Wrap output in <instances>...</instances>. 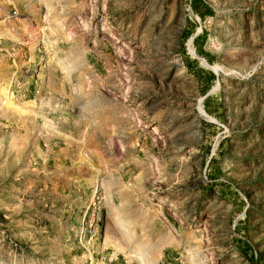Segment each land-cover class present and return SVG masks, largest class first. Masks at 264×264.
I'll return each instance as SVG.
<instances>
[{
    "label": "rangeland",
    "instance_id": "1",
    "mask_svg": "<svg viewBox=\"0 0 264 264\" xmlns=\"http://www.w3.org/2000/svg\"><path fill=\"white\" fill-rule=\"evenodd\" d=\"M0 264H264V0H0Z\"/></svg>",
    "mask_w": 264,
    "mask_h": 264
},
{
    "label": "bare ground",
    "instance_id": "2",
    "mask_svg": "<svg viewBox=\"0 0 264 264\" xmlns=\"http://www.w3.org/2000/svg\"><path fill=\"white\" fill-rule=\"evenodd\" d=\"M191 52L193 53V55L197 56L199 59L202 60V62L206 65H210L209 63L206 62V60L204 58H202L200 55H198L192 48H191ZM4 94L7 93L6 90L3 91Z\"/></svg>",
    "mask_w": 264,
    "mask_h": 264
}]
</instances>
